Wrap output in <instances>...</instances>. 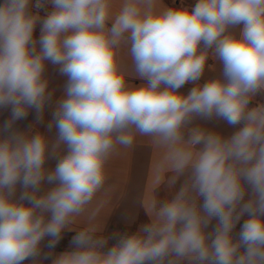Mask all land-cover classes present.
I'll return each mask as SVG.
<instances>
[{
  "label": "clouds",
  "instance_id": "9594fccd",
  "mask_svg": "<svg viewBox=\"0 0 264 264\" xmlns=\"http://www.w3.org/2000/svg\"><path fill=\"white\" fill-rule=\"evenodd\" d=\"M210 59L220 71L200 83ZM49 64L66 78L47 125L54 139L17 127L53 104ZM261 93L264 0H2L0 264H264ZM213 120L234 130L197 123ZM137 136L159 149L158 174H173L170 187L185 177L181 186L151 199L135 232L106 236L89 223L56 253L104 187L110 157Z\"/></svg>",
  "mask_w": 264,
  "mask_h": 264
},
{
  "label": "crops",
  "instance_id": "0c3cea01",
  "mask_svg": "<svg viewBox=\"0 0 264 264\" xmlns=\"http://www.w3.org/2000/svg\"><path fill=\"white\" fill-rule=\"evenodd\" d=\"M193 1L196 2V0ZM118 5L119 0H115V7L118 8ZM159 6L175 7V4L171 0H159ZM240 27L242 25L234 31L238 33ZM34 35L37 38L39 37V25ZM121 55L124 63L130 67L131 62L126 55V49L123 50ZM208 63L209 65L200 83L216 76L220 71L218 62L210 59ZM46 75L50 81V90L54 91L53 104L45 107L42 122L37 123L35 112L30 111L27 119L17 122V127L21 131H27L30 126H34L33 130H38L50 139H54L56 130L53 127L52 131L48 132L47 125L52 121L55 100L62 95L66 78L60 76L56 68L50 64L47 67ZM128 80L132 86L143 83V81L132 76H129ZM193 86L191 83L185 84L179 91L187 94ZM253 103H264V93L255 97ZM9 116V110H0V124ZM197 123L224 135H228L234 130L223 121H197ZM159 156V149L148 137L137 136L131 146L118 148L106 164L107 179L104 187L97 193L86 211L69 225V228L63 233V237L75 235V231L86 227L89 223L96 224L100 228L98 234L106 236L116 232H135L140 225L147 223L149 219L147 215L148 204L151 199L154 197L161 200L170 198L185 179V177H180L176 184L170 187L168 180L173 174L171 172L158 174L156 170ZM56 162L55 158H51L46 162L45 167L50 170L54 169ZM53 186L45 183L42 188L47 190ZM93 213H95L94 217ZM215 223L216 221L213 220L212 225L209 226V231L212 230ZM241 223H243V219ZM239 229L240 225L238 224L234 231L238 232ZM67 248L56 247L54 251L59 253ZM44 251H47V249L45 248ZM45 264H50V262H45Z\"/></svg>",
  "mask_w": 264,
  "mask_h": 264
},
{
  "label": "rangeland",
  "instance_id": "374dc122",
  "mask_svg": "<svg viewBox=\"0 0 264 264\" xmlns=\"http://www.w3.org/2000/svg\"><path fill=\"white\" fill-rule=\"evenodd\" d=\"M171 1L173 2V4H175V7H180L181 4H183V6L185 7H190V6H194L196 3L193 0H171ZM71 239H72V236L63 237V239L59 242L57 247H69V242ZM112 243H114V241L110 240L109 244L111 245Z\"/></svg>",
  "mask_w": 264,
  "mask_h": 264
},
{
  "label": "built area",
  "instance_id": "2783aa9c",
  "mask_svg": "<svg viewBox=\"0 0 264 264\" xmlns=\"http://www.w3.org/2000/svg\"><path fill=\"white\" fill-rule=\"evenodd\" d=\"M46 7H49V9H50V6H46ZM40 14L43 15V12H41Z\"/></svg>",
  "mask_w": 264,
  "mask_h": 264
}]
</instances>
